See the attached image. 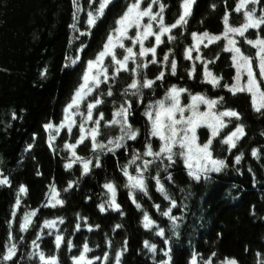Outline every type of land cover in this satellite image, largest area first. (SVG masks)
Returning a JSON list of instances; mask_svg holds the SVG:
<instances>
[{
  "label": "trees",
  "instance_id": "16d2710c",
  "mask_svg": "<svg viewBox=\"0 0 264 264\" xmlns=\"http://www.w3.org/2000/svg\"><path fill=\"white\" fill-rule=\"evenodd\" d=\"M160 2L165 5L163 16L166 24L179 19L183 12V0ZM238 2L195 0L190 15L186 17L187 23L174 29L171 35L175 39H165L159 49L160 55L168 53L170 61L176 62V74H171L170 66L162 70L160 65L149 64L145 70L148 79H155L161 71L165 76L162 81L156 80L152 89L143 90L141 104L138 97L123 95L133 76L130 71H122L108 82L112 85L113 96L103 97L104 104L94 110V118L99 111H103L105 120H109L115 110L113 104L118 106L125 99H130L134 115L129 120L133 127L140 129L141 134L139 142L129 140L128 145L139 151L144 150L146 135L147 120L142 115L144 109L156 97H163L172 85L186 88L191 94L200 87L210 99L223 97L216 105L217 111L231 109L240 114L239 120L229 118L231 124L228 130L213 143L214 155L227 152L219 156L228 164L221 172L213 174L208 180L196 181L188 175L179 159L169 169L172 181L166 180L168 173L160 170L162 182L177 202L172 214L180 219L177 221L178 228L173 230L168 218L161 215L170 202L156 191L155 181L151 179L157 173V165L154 164L147 174L148 196L135 194L136 202L141 205L137 208L129 189L124 186L127 178L121 168L126 165L125 153L100 160L101 167H94L84 175L78 164L70 169L65 167L71 158L64 145L65 142L75 143L79 138V124L70 135L64 130L62 138L53 146L49 145L45 128L48 123L59 126L63 120L64 108L81 83L87 61L94 59L102 49L110 31L116 27V20L125 12L127 3L120 0L106 8L104 16L90 29L91 35L80 36L77 32L78 39L73 41L74 33L70 27L75 22L73 0H0V177L10 181V186L0 184V264H9L3 256L10 243L17 245V257L20 252L29 253L25 250L27 245L31 250L33 241L38 238L43 239L38 250L46 256H57L58 264H74L72 258L79 256L84 243L91 249L86 256L94 264H105L103 257L106 253L107 264H116V255L121 251L120 264H159L162 259H167L163 250L169 245L155 234V228L143 227L145 212L165 229V237L171 247L170 264H190L193 253L200 254L204 259L215 253V257H211L212 264H220L226 257L234 258L237 264H264V109L256 112L251 96L246 92L233 95L223 87L224 84L231 85L235 77V69L223 40L200 51L209 63V70L222 77L220 86L213 87L210 83L205 86L201 82L204 79L202 67H196L192 75L191 62L185 58V51L192 44V33L207 31L210 35L220 36L225 30L223 18L226 13L230 14L229 25L232 27H240L245 22L244 16L235 11ZM79 4L84 10L79 13L78 27L87 32L89 0H79ZM98 4L99 0L92 4L93 11ZM256 10L257 16L264 13V0H260ZM153 11H159L158 4L154 5ZM259 29L249 30L237 41L244 55L250 56L253 51L246 39H264V25ZM82 45L87 47L80 52ZM76 57L80 58L78 64H71L70 58ZM45 69L46 76L42 75ZM107 90L108 85L102 84L90 100L98 92L106 93ZM186 95L182 94L184 103ZM240 124L244 125L245 135L229 152L228 146L220 141L223 135ZM118 134V128H105L104 122H101L98 139L107 142ZM200 136L204 141L207 131H201ZM91 148V140H85L76 148L77 155L89 157L93 154ZM254 149L259 150L257 157L252 156ZM241 154L243 158L237 164L235 157ZM159 168L162 169L163 165ZM110 181L117 186L116 202L120 209L101 211L99 205L104 202L107 192L103 185ZM69 182H74L73 186L69 187ZM21 185L25 186L26 192H19ZM53 185L55 191L52 190ZM54 193H58V199L64 203L50 207V196ZM18 194L20 205L16 207ZM156 204L160 205V211L156 210ZM36 209L39 211L30 229L21 231L24 214ZM45 220L60 222L63 241L59 249L55 245L56 235L42 229ZM77 224L80 225L79 230L76 229ZM117 225L120 227L117 228ZM145 240L157 245L155 254L144 246ZM68 241L72 242L70 250ZM22 257L24 261L21 264L30 263V257ZM95 257L101 259L95 260Z\"/></svg>",
  "mask_w": 264,
  "mask_h": 264
},
{
  "label": "snow or ice",
  "instance_id": "6c2138e0",
  "mask_svg": "<svg viewBox=\"0 0 264 264\" xmlns=\"http://www.w3.org/2000/svg\"><path fill=\"white\" fill-rule=\"evenodd\" d=\"M111 0H99V4L96 9L92 10V4L96 3V0H89V10L87 12V25L89 31H81L78 27L79 24V13L84 9L79 4V0H73V4L76 6V11L73 14L75 22L70 26L73 29V41L78 39L75 33L79 32L80 36H90L92 27H95L96 22L104 16L105 9L109 5ZM195 0H183L182 8L183 12L172 24H166L164 20L163 13L165 11V5L160 2V0H150L147 7L142 8L141 4L143 0H133L127 7L124 14L116 20V27L112 29L107 36L106 42L103 47L95 55L94 59H89L87 61L86 69L82 76V83L75 90L71 101L64 108V118L60 122L59 126L52 123L45 125L48 130H54L59 132L61 129L66 128L69 135L72 132L73 127L77 125L76 118H80L79 122V138L75 143L65 142L64 148L71 152V160L65 165L66 168L70 169L73 164L79 162L82 165V174L86 175L91 170L93 165V158H84L77 155L76 148L82 144L86 139L91 140L92 152L94 154H107L112 153L115 155L118 149L127 146L129 140L135 141L140 135V129L133 127L132 123L129 121V117L134 115L132 111V101L130 99H125L124 102L120 103L118 106L113 104L114 111L111 113V119L105 120V115L103 111H99L97 116L94 118V110H96L100 105L104 104L103 97L113 96L112 85L108 82L115 79L122 71L129 72L133 76L132 82L124 89L123 95L127 97L128 95L136 96L139 98V103H143V90L152 89L156 83V80H163L165 73L161 71L155 79H148L145 70L148 68L149 61L147 59L148 55L151 54V63L156 64V52L157 47L160 46L162 37L167 34L168 40H174L175 37L171 35L173 29L178 26L185 25L187 23L186 17L190 15L191 6ZM260 0H240L239 5L235 8L236 12H240L241 9H245L244 15L246 22L240 27H232L229 25V15L225 14L224 24L225 31L223 33V38L227 39V46L225 51L232 52V62L236 69V76L233 78L234 83L231 85L224 84L223 87L228 89L233 95L237 92H247L251 95L252 106L256 112H261L264 109V39L257 38L255 40L246 39V43L252 45L258 51L256 52V58L258 60L257 69L259 73V79L257 78L256 70L253 68V57L246 56L243 54L241 49L237 47V41L230 37V34H239V36L244 37L245 33L249 29H259L264 25V13L257 16L256 7L248 10L247 6L249 4L258 5ZM159 5V11H153V5ZM213 7H215L213 5ZM148 18V22L144 23V18ZM157 24L158 29L153 30V25ZM135 28L136 32L134 36L129 35V31ZM149 37L155 38V44L151 47H145V41ZM193 40L196 41L195 50H199V43H201L205 38L208 43H212L221 39V36L210 35L207 31L202 34L192 33ZM130 41L131 46H126L125 41ZM137 45H139L138 52L135 50ZM208 45L205 44V47ZM87 45H82L79 49L83 52ZM117 49H122V57L117 56ZM194 49L188 48L185 51V58L192 59L191 53ZM110 58V65L106 64L105 61ZM71 64L75 65L79 57L70 58ZM196 59H200L199 56ZM169 55L165 54L163 56V63L165 66L168 65ZM134 65L133 68L129 69V63ZM203 63V61H202ZM68 67V64H65ZM109 67H112L113 72L109 75ZM177 70V64L173 60L171 62V74L175 75ZM195 67L193 66V71ZM47 69L44 70L42 75L46 76ZM143 74V75H142ZM191 75V73H190ZM246 75L247 79L242 83V78ZM204 79L207 83H210L213 87L220 86V80L222 77L214 75L209 71L207 63H204ZM108 85L107 92L100 91L92 99L88 100V97L92 96L94 92L100 88V86ZM188 92V89L177 87L172 85L164 94L163 98L155 100L147 104L144 109L143 116L146 117V135L144 143V152L141 153L136 150L133 154L132 159L129 164L121 168L123 175L127 178V183L124 185L129 189V195L132 198L133 203L136 204L137 208L141 205L136 202L135 194L137 192L143 193L148 196V179L149 177L146 173L155 164L158 167L155 176L151 179L155 181L156 191L159 192L165 200L170 202V206L161 215L167 217L172 224V229L178 228L177 221L180 217L172 214V209L177 207V202L173 199L165 184L162 182L159 175L160 170L168 173L165 177L166 180L172 181V175L169 169L177 163V160H182L185 168L187 169L188 175L196 181L201 179L208 180L211 173H219L225 169L228 164L225 159L218 158L214 155L213 141L216 137L220 135L223 128L227 127L224 121V117H235L237 120L241 119L240 114L235 110H225L217 113L215 110L216 105L223 100V97L218 99H210L204 94L197 93L195 95L188 93L190 97V103L183 104L181 101L182 94ZM88 101L86 104V111L81 110V106ZM206 105L207 110L201 111L200 106ZM15 116V114H13ZM104 122L105 128L116 127L119 130V134L112 136L107 139V142L98 139L101 135V122ZM91 125V126H89ZM202 126H206L211 131V135L206 139L205 142L201 143L197 135V129ZM245 135L244 125L240 124L235 127L234 131H231L220 143L228 146V151L231 152L232 149L237 147L238 141ZM152 138L159 140L158 149L154 150L152 145ZM54 139V136H49V144ZM258 149L252 151V156H258ZM150 158V159H149ZM243 156L237 155L235 157V162L239 164ZM95 167H101L99 161V155L95 156ZM137 161H141L137 164ZM166 162V163H165ZM159 165H163L160 169ZM135 166V175L129 171V168ZM2 175V173H0ZM0 184L9 185L10 181L8 179H0ZM74 182H69V187L73 186ZM110 194V198L105 202L108 208L115 210L120 209V205L116 202L117 197V186L114 182H107L103 185ZM52 190L55 191V185L52 186ZM68 191V189H65ZM20 193L26 192L25 186L21 185L19 188ZM58 195V193H57ZM151 198V197H149ZM55 202L51 203L52 207L56 204L62 205L63 200L52 198ZM20 199L19 194L16 200V207H19ZM157 211H160V205H154ZM99 208L101 211L105 210V204H100ZM39 209L33 210L31 212H26L23 216V222L20 225L21 231H27L29 225L31 224V218L36 215ZM15 216V212L13 213ZM86 219V218H85ZM63 223V220L60 221ZM45 227L52 229L55 228V221H44ZM117 228L120 225L116 226ZM143 227L145 229L155 228V234L164 238V243L169 245L166 250H163V255L167 259H162L159 264H170L171 261V247L170 241L165 237V229L160 227L156 221L152 220L147 212L143 216ZM80 225H76V229L79 230ZM91 231V227H89ZM178 235V234H177ZM63 237L61 235H56L55 245L59 249ZM126 244V242H125ZM109 246L111 242L109 241ZM144 246L148 248L153 254L157 251V245L154 243H149L147 240L144 241ZM33 247L38 248L39 245L33 241ZM69 250L72 247V242L68 241ZM91 249L87 243L83 244V249L79 256H74V264H94L92 259H88L86 254L89 253ZM17 253V245L15 243H10L6 254L3 256L4 261H12ZM33 255H38L41 264H58V257L46 256L43 251L38 253H33ZM123 255V251L116 255V264H120V257ZM215 253L211 254V257H215ZM204 259L200 254L193 253L190 264H212V259ZM95 260H100L101 257H95ZM105 264H107L108 255L107 253L103 257ZM220 264H237L234 258H225L220 262Z\"/></svg>",
  "mask_w": 264,
  "mask_h": 264
},
{
  "label": "rangeland",
  "instance_id": "374dc122",
  "mask_svg": "<svg viewBox=\"0 0 264 264\" xmlns=\"http://www.w3.org/2000/svg\"><path fill=\"white\" fill-rule=\"evenodd\" d=\"M126 3H127V7H128V5L131 3V0H124ZM146 2H150V0H143V3L141 4V7L143 8V5L146 3ZM239 3H240V0H239V2H238V5H239ZM237 5V6H238ZM127 7H126V10H127ZM153 7H154V5H153ZM253 7H257V5H252V4H249L248 6H247V8H248V10H251ZM125 10V11H126ZM244 11H245V9H241V11L239 12V13H241L243 16H244V18H245V15H244ZM124 14V13H123ZM245 22H246V18H245V20H244ZM144 23H147L148 22V18L147 17H145L144 18V21H143ZM244 22V23H245ZM182 26V25H181ZM179 27V26H178ZM177 27V28H178ZM158 29V25L157 24H155L154 23V25H153V30L155 31V30H157ZM176 29V28H175ZM174 30V29H173ZM172 30V31H173ZM249 30H251V29H249ZM248 30V31H249ZM260 30V29H259ZM225 31V30H224ZM247 31V32H248ZM135 32H136V29L135 28H132L130 31H129V35L130 36H134L135 35ZM246 32V33H247ZM172 33V32H171ZM224 33V32H223ZM223 33L220 35L221 36V39H219V40H223V43H224V45H225V47L227 46V39H225V38H223ZM245 33V34H246ZM230 37L231 38H233V39H235L236 41H238V40H241V39H239V38H241V36H239V34H230ZM165 39H167V34L164 36V37H162V41L164 42V40ZM219 40H217V41H214V42H212V43H208V41H207V39L205 38L201 43H199V50L197 51V50H195V45H196V41H194V40H192V44L190 45V46H188L187 47V49L188 48H193L194 50L192 51V53H191V56H192V59H189L190 60V62H191V65H192V68H193V66L195 67V69H196V67H199V66H201L202 67V72H203V74H204V63H207V66H209V63H208V61H206L204 58H203V56H202V54L200 53V51H201V49L203 48V47H205V44H207L208 46L207 47H209V46H212L213 44H215V43H217V42H219ZM155 44V38L154 37H149V39L148 40H146L145 41V47H151V46H153ZM163 43H161L160 44V46L159 47H157V52H156V60H157V63L156 64H153V65H160V66H162V70H166V68L168 67V66H170L171 67V61H170V55H169V61H168V65L167 66H165L164 65V63H163V56L165 55V54H159V49L161 48V45H162ZM125 45L126 46H131V42L130 41H125ZM250 45V44H249ZM237 47L239 46V44L237 43V45H236ZM251 47H252V52H251V57H253V61H252V63H253V68H254V70H256V74H257V78L259 79V73H258V69H257V63H258V60H257V58H256V52L258 51V49H256L255 47H253L252 45H250ZM137 52H138V50H139V45H137V47H136V49H135ZM117 51V56L118 57H122V54H123V50L122 49H117L116 50ZM242 51V50H241ZM229 54H230V57H231V62H232V55H233V53L232 52H229V51H227ZM168 54V53H167ZM197 56H199L200 57V59H196V57ZM147 59H148V61H149V64H152L151 63V59H152V56H151V54H149L148 55V57H147ZM202 61H203V63H202ZM105 63L106 64H109L110 65V58L108 59V60H106L105 61ZM76 64H78V63H76ZM87 64V63H86ZM148 64V65H149ZM197 65V66H196ZM232 65H233V62H232ZM131 66H133L134 67V65H132L131 64V62L129 63V69H130V67ZM234 67V66H233ZM209 69V68H208ZM234 69H235V67H234ZM210 71V70H209ZM112 72H113V69H112V67H109V75H111L112 74ZM194 72H195V70L193 71V73H192V75L194 74ZM235 76H236V69H235ZM246 79H247V77H246V75L242 78V83L243 82H245L246 81ZM83 81H82V79H81V83H82ZM235 81H234V79H233V83H234ZM80 83V84H81ZM232 83V84H233ZM203 84L206 86L207 84H209V83H207L206 81H205V79H204V81H203ZM79 86H77L76 87V89L78 88ZM188 93L189 92H186V94L188 95ZM197 93H200V94H203L202 93V91H201V88L200 87H198L194 92H193V95H195V94H197ZM247 93V92H246ZM156 94H158V92H157V90H156ZM247 94H249V93H247ZM94 95V93L92 94V96ZM186 95V96H187ZM250 95V94H249ZM92 96H90V97H88V100H90L91 99V97ZM158 96V95H157ZM251 96V95H250ZM161 98H163V97H161ZM161 98H157L156 97V99L155 100H158V99H161ZM252 99V98H251ZM181 101H182V103L183 104H188V103H190L191 101H190V97H189V95L187 96V100H186V102L184 103V101H183V99H182V96H181ZM87 102L88 101H85V103L81 106V110L82 111H86V104H87ZM200 110L201 111H205V110H207V106L206 105H201L200 106ZM215 110H216V108H215ZM217 111V110H216ZM217 113H219V111H217ZM130 118H132V116H130L129 117V119ZM229 118H231V117H224V121H225V123L227 124V127H225V128H223L222 130H221V132H220V135L218 136V137H216L215 139H214V141L215 140H217L220 136H221V134H223L224 132H226L227 130H228V128H229V126H230V124H229V122H228V120H229ZM76 120H77V125L79 124V122H80V118L79 117H77L76 118ZM130 121V120H129ZM89 126H91V125H89ZM74 128V127H73ZM75 128H78V126H76ZM64 130H67L66 128H63V129H61L58 133L57 132H55L54 130H48L47 129V132H48V138H49V136H50V133H51V135L52 136H54V139L52 140V142H51V146H53L54 145V143L58 140V139H60V138H62V136H63V134L65 133L64 132ZM207 131V133H208V136H207V138L211 135V131H210V129H208L206 126H202L201 128H199V129H197V135H198V137H199V141L201 142V143H203V142H205L206 141V139L203 141V139H202V136H200V132L201 131ZM235 129H233L232 131H234ZM231 132V131H230ZM229 132V133H230ZM229 133H226V135L227 134H229ZM141 134V133H140ZM226 135H223V138L226 136ZM99 138V137H98ZM139 139H140V135L137 137V139L135 140V141H133L134 143H136V142H139ZM86 140H88V139H86ZM49 141V140H48ZM132 141V140H131ZM214 141H213V143H214ZM146 142V141H145ZM159 140L158 139H156V138H152V145H153V149L154 150H156V149H158V147H159ZM50 145V144H49ZM137 149H131V147H129V145H128V142H127V146L126 147H124V148H121V149H118L117 151H116V153H115V155H118V154H120V153H125V161H126V165L125 166H127L128 164H129V161L132 159V157H133V154H134V152L136 151ZM68 151V150H67ZM69 152V156H70V158H71V152L70 151H68ZM141 153H143L144 152V150L143 151H140ZM96 155H99V161L100 160H105L106 159V157H109V156H115V155H113L112 153H107V154H99V153H97V154H91L89 157H84V158H93V165L91 166V170L95 167V163H96V160H95V156ZM79 156V155H78ZM81 157V156H80ZM83 157V156H82ZM150 159V158H149ZM182 161V160H181ZM183 162V161H182ZM141 163V161H137V164H140ZM166 163V162H165ZM76 164H78L79 166H81V168H82V165L79 163V162H76V163H74L73 165H76ZM134 169H135V166H132L131 168H129V171L130 172H132L133 173V175H135V171H134ZM90 170V171H91ZM89 171V172H90ZM149 172V171H148ZM148 172L146 173V175L148 174ZM213 174H215V173H211L210 174V176H212ZM192 178V177H191ZM0 179H5V178H3V177H0ZM202 180V179H201ZM137 193H141V192H137ZM136 193V194H137ZM53 197H56V199H58V197H57V195L54 193L52 196H50V203L48 204L50 207H52L51 206V203H54L55 201L52 199ZM110 198V194L109 193H107L106 192V194H105V196H104V202H103V204H105V210L104 211H109V212H114L113 210H110V209H112V208H108L107 207V204L105 203L108 199ZM33 219H34V217H32L31 218V224L29 225V227H28V229H27V231L30 229V227H31V225H32V223H33ZM53 221H55V220H53ZM56 222V226H55V228H52V229H49V228H47V227H45V225L44 226H42V229H44L45 228V230L46 231H48L49 232V234H51V235H57V233H58V230H59V235H61V230L59 229V227H60V222H58V221H55ZM26 231V232H27ZM25 232V231H24ZM43 240V239H42ZM42 240H39V238H38V240H36V242L38 241V243H36V244H40L41 243V241ZM55 240V239H54ZM61 245H62V243H61ZM32 246V245H31ZM31 246H30V248H31ZM39 248V247H38ZM38 248H36V253H38L39 252V250H38ZM25 250H28V251H30L29 253H24V252H20V254L17 256V257H15L12 261H8L9 262V264H21V263H23V257H22V255H24L26 258H29L30 259V263L29 264H40L41 263V261L39 260V256L38 255H33V251H34V247H32L31 248V250L29 249V245H27V247H26V249ZM87 255V254H86ZM28 259V260H29Z\"/></svg>",
  "mask_w": 264,
  "mask_h": 264
},
{
  "label": "water",
  "instance_id": "95a60500",
  "mask_svg": "<svg viewBox=\"0 0 264 264\" xmlns=\"http://www.w3.org/2000/svg\"><path fill=\"white\" fill-rule=\"evenodd\" d=\"M119 0H111V2L109 3V5L107 7H111L114 4H116Z\"/></svg>",
  "mask_w": 264,
  "mask_h": 264
},
{
  "label": "bare ground",
  "instance_id": "6f19581e",
  "mask_svg": "<svg viewBox=\"0 0 264 264\" xmlns=\"http://www.w3.org/2000/svg\"><path fill=\"white\" fill-rule=\"evenodd\" d=\"M203 81L204 79L201 82L203 83ZM220 154H227V152L224 151L223 153H220ZM220 154H215V156L219 158Z\"/></svg>",
  "mask_w": 264,
  "mask_h": 264
}]
</instances>
